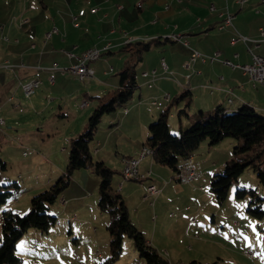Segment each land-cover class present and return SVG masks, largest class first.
Returning <instances> with one entry per match:
<instances>
[{"label": "rangeland", "instance_id": "374dc122", "mask_svg": "<svg viewBox=\"0 0 264 264\" xmlns=\"http://www.w3.org/2000/svg\"><path fill=\"white\" fill-rule=\"evenodd\" d=\"M99 1L104 3L107 0H0L1 53L6 52L7 46L16 45L13 44V39L27 47L34 41L41 44L43 29L52 19L61 21L72 15L85 19V15L92 14L90 9L101 7ZM119 1L122 7L118 10L119 14H114L101 24H86L87 30L80 31L84 36L80 41L82 46L87 38H100L101 41L108 42L111 40L106 38L109 30L114 31L115 37L121 38L119 44L114 42L111 46V54L104 53L98 60L91 62L94 71L98 72L94 78L82 82L69 74L59 77L56 73V82L62 81L64 88L56 89L46 97L45 94L41 95L45 90L38 88L35 110L29 109V100L21 95L22 92L18 93L17 98L20 109H13L8 105L0 110V119L4 121V125H0V159L6 164V170L0 173L1 182L19 185L17 195L9 198L0 209V241L2 210L26 214L31 198L48 189L49 185L65 173L68 133L72 128L78 129L85 121L81 125L84 127L97 105L98 100L91 98L92 94L89 92L96 91L105 82L115 80L116 74L122 70L128 52H121L120 48L128 41H148L146 36L157 29H177V32H190L198 36L201 29L196 26L211 19L207 18V5L211 1L216 3L215 0H182V4L177 6V0ZM165 6L172 8L166 12L163 9ZM156 22L157 25L152 27L151 24ZM75 24L80 25V21ZM21 26L24 29L19 31ZM71 30L75 31V28ZM157 37H160L159 42H163L162 35ZM153 55V51L146 52L143 55L144 61L150 62ZM12 64L8 65L15 66ZM139 68H136L137 78ZM102 72L107 73L102 75ZM137 82L138 87L133 91L126 109L140 101L137 99L140 93L149 92L141 80ZM85 94L89 95V107L79 109L78 104L85 100ZM261 98L264 102V97ZM151 100L159 101L155 97ZM162 107L161 110L168 108L169 103L164 101ZM123 110L118 108L115 112L104 115L90 142L93 160L101 162L102 159L104 165L115 172L112 181L117 179V183L121 178L119 160L126 155L124 153L129 147L128 137H131V133L134 135L136 132L141 136L144 133V128L135 131L126 122L122 123ZM161 110L156 111V117ZM200 111L203 110H195L193 107L189 113L192 117ZM60 113H69V118L60 116ZM176 114L173 108L168 120L169 131L175 135L187 127L186 118H181L179 123ZM26 133L29 134L22 136ZM233 142V139L226 138L209 146L204 141L193 152L205 182L210 179V172L221 173L225 163L231 160ZM98 144L101 145L98 147ZM61 148H64V152ZM95 148L99 151L98 156L94 153ZM162 171L157 177L160 184L170 181L171 185L160 198L143 203L140 201L141 196L133 190V196L125 197L132 223L144 236L147 235L145 239L170 264H188L193 261L201 264H264V215L259 219L251 216L247 210L254 207L249 205V199L237 200L234 197L237 187L250 189L262 200L260 209L264 211V185L257 181L252 169L245 170L232 184L222 204H218L209 191V182L205 189H201L199 187L202 183L180 184L170 175L168 180H163ZM129 183L135 186L133 181ZM98 184L99 178L91 167L75 171L71 175L67 188L47 210L48 214L57 218L55 226L44 234L29 229L16 244L15 254L22 259L20 264H90L94 260L98 264L108 257V216L94 207L97 204ZM188 218L195 220L193 224L189 225ZM98 254L102 258H98ZM115 264H144L130 239H124L122 254Z\"/></svg>", "mask_w": 264, "mask_h": 264}, {"label": "crops", "instance_id": "0c3cea01", "mask_svg": "<svg viewBox=\"0 0 264 264\" xmlns=\"http://www.w3.org/2000/svg\"><path fill=\"white\" fill-rule=\"evenodd\" d=\"M215 1L216 3L211 1L207 5V12L209 13L207 18L211 17V19H205L206 21L202 22L200 26H196L201 29L198 36L191 34L190 32L185 34L182 32L180 33L177 32V29L176 31H170L169 28L153 30L150 33L151 35L146 36L147 40L158 39L160 37L157 36H163L161 38V41L163 42H160L150 50L155 54L152 56V60L150 62H145L146 60L144 61L143 57L138 65L140 68L136 81L141 80L149 92H143L138 95L137 99L140 101L131 104L128 109H125L126 112L123 111L122 120V123L126 122L131 128H134L135 131H138V128H142V130L144 128V133L141 136L135 132L134 135L131 133V137H128L129 147L124 153L126 155L122 156L119 160V176L121 178L118 183L117 179L112 181V187L121 195L127 211L129 208L127 207L128 203L126 201V195L133 196L134 193H137L139 197L141 196L140 201L147 203L150 199L155 200L157 197L160 198L163 192H165V190L171 185L170 181L160 184L161 181L159 182L160 179L157 178L159 176L158 174L162 171L161 169L165 168L166 170V167L154 163L152 156H147L140 162V172L149 173L150 175L149 178L144 181H133L136 187L129 183L131 180H126L121 175V160L123 158L135 156L144 146L147 138V125L157 118L156 111L163 108L162 105L164 101L170 104L174 97L189 90L193 95V107L195 110H213L219 106L228 113L235 111L242 105H246L252 107L259 115L264 116V102L261 98L262 96L264 97V86L253 87L247 76L244 75L241 70L231 69L222 65L219 61L202 63L199 59L191 62L188 69L183 67V65L189 61L193 51L203 55H211L214 51H217L220 53V59L229 60L233 64L238 65L249 64L251 61L250 55L246 51V47H252V43L249 42L244 44L237 41L234 44H231L230 39L235 37L237 33L252 41L261 39L259 30H264V2H261L260 0H247L244 4L240 5L236 0ZM118 2L120 1L107 0L104 3L99 1L101 7H93L90 9L93 15H85L86 18L82 20L75 15H72L71 18L65 17L61 21L52 19L49 25L43 29L41 44L34 41L35 43H32L27 47L26 45L22 46L18 40L13 39V44L16 45L7 46L6 52L1 53L0 51V61L3 59V61L0 62V110L8 105H11L13 109H20V102L17 100L18 93H21L20 85L31 78L38 79L41 82L39 89L43 88L45 90L41 94L42 96L45 94V97L48 96V94H52L56 89L61 90L64 88L65 85L62 81L56 82L55 79L53 84L48 82L50 73H53L54 77L56 73L59 77L62 76L58 70L51 72L49 69L54 65L57 68H65L75 64L80 52L83 50L95 48L102 51L101 55L104 53L111 54V46L114 42H117L116 44L121 42V38L115 37L113 30H109L106 36V38L109 37L111 39L108 42L105 40L101 41L100 38H87L85 42H83V46L80 45V41L84 36L80 31L87 30L89 24H101L111 16H114V14H119L118 10H121L122 7ZM181 4L182 0H177L176 5L180 6ZM211 6H213V10L210 9ZM171 8L165 6L163 9L164 11L169 12ZM226 14L232 16L231 26L218 29V26L222 23ZM78 20L80 21V25L75 24ZM105 23L107 26V22ZM151 25H153L152 27H155L157 22ZM85 26L87 27L84 28ZM23 27L24 26H21L18 30L22 31L24 29ZM52 28H56L57 33L53 34L50 39L46 40L44 35ZM74 28L75 31H72L71 29ZM10 31L11 30H9V35H11ZM26 32L27 31L25 30L24 34H26ZM173 32L185 35L186 40L188 41V47L179 42L165 39L168 38L167 36L174 35ZM90 44L92 45L90 46ZM104 48L107 49L104 50ZM252 52L255 55L264 56V42H261L260 46L253 49ZM67 53L73 54L74 57H68ZM11 63L15 66H12V68L5 67V65ZM89 68L93 71L94 78L95 73L98 72L94 71L95 68H93L91 63L89 64ZM109 70L111 71L112 68ZM109 70L107 72H109ZM151 71H155L153 77L142 76V73H149ZM107 72H102V75H105ZM117 84L116 77L115 80H110L109 82L101 84V87L96 91L89 92L92 94L91 98L106 94L109 90L116 88ZM148 84H151V87H148ZM166 95L168 96V99L165 98ZM38 96L39 94L36 91L31 97L27 98L31 105L29 109L33 108L35 110V99ZM87 96L89 95L85 94L83 96V99L86 101L88 98ZM152 97L158 98L159 101H152ZM149 100L151 101L149 102ZM148 102L149 104H147ZM87 107H89V103ZM153 107H155L156 111H153ZM60 116L68 119L69 113H60ZM84 122L80 124L78 129L72 128L69 131L68 140H70L72 136H76L83 131L85 127H82ZM27 134L29 133L22 136H26ZM232 144L234 145V142ZM100 145L98 144V147ZM61 151L64 152V148H61ZM94 153L98 156V149L95 148ZM100 161L103 162L102 159H100ZM196 162L199 164L198 161ZM165 170H163L164 172L162 171L164 175H162L161 178H164L163 180H168L170 178L169 175L172 177L174 173L170 169H168L169 171ZM210 174V176H212L215 173L210 172ZM207 182H209V179ZM207 182H205V178L201 176L192 183H202L199 188L205 189ZM148 185H154L158 190V193L144 199ZM132 190L134 193H132ZM94 207L96 209L97 204L96 206L94 205ZM154 207L155 204L153 205V208ZM193 221L195 220L190 219L188 222L189 225L193 224ZM144 237L147 238V235ZM97 257L102 258L100 254H98ZM95 262L97 261L94 260L90 264H97Z\"/></svg>", "mask_w": 264, "mask_h": 264}, {"label": "trees", "instance_id": "16d2710c", "mask_svg": "<svg viewBox=\"0 0 264 264\" xmlns=\"http://www.w3.org/2000/svg\"><path fill=\"white\" fill-rule=\"evenodd\" d=\"M158 40H135L120 48L121 52H128V56L122 70L115 76L117 87L104 95L94 97L98 103L89 115L83 131L69 140L65 173L49 185L48 189L31 198L26 214L19 215L8 209L2 210L0 264L21 263L22 259L15 254L18 241L29 229L44 234L55 226L57 218L48 214V207L67 188L75 171L90 167L99 178L97 208L108 216L106 230L109 235V255L98 264H115L122 254L125 238L132 241L135 252L144 264H170L132 223L121 195L112 187L115 172L103 162L94 161L90 147L102 117L118 108L126 109L133 91L138 87L136 68L143 55L160 43ZM193 104V95L186 90L174 97L169 107L160 111L157 118L148 125L144 146L151 150L152 153L148 156H152L154 163L170 169L175 174L184 160L193 158V152L200 143L207 141L209 146H214L226 138H231L235 141L231 160L225 163L221 173L213 174L209 179V191L217 203L222 204L226 200L232 184L247 169H252L257 181L264 185V116L256 113L252 107L242 105L231 113L218 106L213 110L200 111L191 117L189 111ZM173 108L179 123L183 117L187 120V129L180 130L176 135L172 134L168 127ZM4 170L6 164L0 159V173ZM18 191L17 183L3 184L0 175V209L9 198L15 197ZM234 197L237 200L249 199V205L254 207L247 210L251 216L259 219L264 215V211L260 209L262 200L254 191L237 187ZM188 264L201 263L193 261Z\"/></svg>", "mask_w": 264, "mask_h": 264}, {"label": "built area", "instance_id": "2783aa9c", "mask_svg": "<svg viewBox=\"0 0 264 264\" xmlns=\"http://www.w3.org/2000/svg\"><path fill=\"white\" fill-rule=\"evenodd\" d=\"M238 4L242 5L247 0H236ZM213 10V6L210 7ZM232 16L226 14L225 18L222 20V23L218 26V29H223L225 27L231 26ZM57 33L56 28H52L50 31L45 33L44 37L46 40L50 39L53 34ZM259 34L261 39L252 41L248 38L236 34L235 37L230 39V43L234 44L237 41H240L244 44L249 42L252 43V47L247 46L246 51L250 55L251 61L249 64L245 65H238L233 64L229 60L220 59V53L214 51L211 55H203L196 51H193L192 56L190 57L189 61L183 65L185 69L189 68L191 62L199 59L202 63L205 62H214L219 61L222 65H225L231 69H239L241 72L247 76L248 80L251 82L253 87L256 86H264V56H259L253 54L252 50L256 49L260 46L261 42H264V30H259ZM168 37H175L176 42L183 44L184 46L188 47V42L186 40L185 35L183 34H174L173 36ZM107 48H104L106 50ZM101 50L95 48H88L80 52L78 56V60L75 64H72L65 68H57L55 65L52 66L49 71H56L58 70L62 75L69 74L74 78H77L79 81L84 82L85 80H91L93 78V71L89 68V64L99 59L101 56ZM68 57H74L73 54L67 53ZM7 68H12V66L5 65ZM22 67V66H21ZM155 71L151 72H144L142 73L143 77H153ZM55 81V77L53 73H50L48 77V82L53 84ZM41 82L38 79L31 78L20 85L21 92L24 98L31 97L36 90L40 87ZM148 87H151V84H148ZM168 99V96H165ZM88 106V102L86 100L81 101L78 104V108L83 109ZM126 112V110H124ZM0 125H4V121L0 119ZM149 148L143 146L140 151L132 157L123 158L121 160L122 168H121V175L126 180L141 182L149 178V173H142L139 170L140 162L148 156ZM203 172L201 167L197 162L193 160V158H188L184 160L182 165L178 168V171L174 174V179L180 184H189L192 181L200 178ZM158 193V190L155 188L154 185H148L146 189V195L144 199L148 198L149 196H154ZM62 202V201H60Z\"/></svg>", "mask_w": 264, "mask_h": 264}, {"label": "bare ground", "instance_id": "6f19581e", "mask_svg": "<svg viewBox=\"0 0 264 264\" xmlns=\"http://www.w3.org/2000/svg\"><path fill=\"white\" fill-rule=\"evenodd\" d=\"M260 1L264 2V0H260ZM170 36H173V35H170ZM168 39L173 41V42H176V38L175 37H168ZM217 53H219V52H217ZM151 153H152L151 150H149L148 155H151Z\"/></svg>", "mask_w": 264, "mask_h": 264}]
</instances>
